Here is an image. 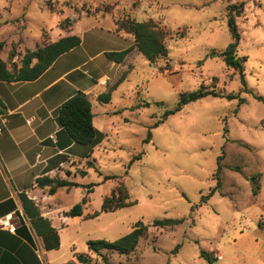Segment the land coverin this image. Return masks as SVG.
I'll return each mask as SVG.
<instances>
[{"label":"rangeland","instance_id":"1","mask_svg":"<svg viewBox=\"0 0 264 264\" xmlns=\"http://www.w3.org/2000/svg\"><path fill=\"white\" fill-rule=\"evenodd\" d=\"M241 2L237 55L247 57L245 87L222 58L207 56L231 41L227 6ZM126 15L152 19L163 30L167 57L151 63L134 53L117 75L109 67L94 71L105 60L100 52L120 50L134 39L114 29L115 20ZM65 18L72 21L69 30L59 27ZM43 33L47 41L69 34L82 40L58 59L50 76L69 70L65 79L80 76L83 88L96 84L93 75L107 74L111 78L107 89L99 87L100 94L123 75L109 103L97 95L91 100L93 125L102 139L79 145L96 152L86 156L91 166L84 179L93 184L87 214L99 211L102 198L120 181L137 202L68 222L60 231L66 252L62 264L69 263L67 240L76 243L74 255L88 253L93 262L101 261L86 242L115 240L138 221L148 225L146 235L128 254L103 251L110 264H208L201 251L217 254L214 264L264 263V0H0V57L9 69L20 66L26 50L42 44ZM200 86L220 96L189 102L151 127L176 105L180 93ZM138 153L141 158L128 166ZM253 176L259 186L255 193ZM77 178L83 180L80 174ZM164 218L182 221L152 225Z\"/></svg>","mask_w":264,"mask_h":264},{"label":"crops","instance_id":"2","mask_svg":"<svg viewBox=\"0 0 264 264\" xmlns=\"http://www.w3.org/2000/svg\"><path fill=\"white\" fill-rule=\"evenodd\" d=\"M117 35L126 40L122 34ZM126 41L127 46L122 49L134 43V39ZM105 52L99 54L105 55ZM134 53L140 52L132 49L121 63L113 62L105 55V60L97 62L93 70L109 67L113 75H117V69L124 67ZM61 56L35 80L0 81V98L4 104L0 111V218L15 214L19 219L14 233L0 227V264H62L60 259L66 252L62 250L61 228H66L68 222L85 219L83 216L90 212L91 196L86 187L88 181L84 178L89 176L87 169L91 163L86 156L90 157L96 152H90V149L76 143L62 147L66 137L58 134L61 129L56 121V110L77 91H83L91 102L95 95H99L100 86L107 89V79L111 77L91 74L96 84L82 88L80 76L75 77L74 81L65 79L69 70L50 76V71ZM58 81H65V84L60 86ZM77 174L82 175L83 180L78 179ZM41 176L67 179L79 185L60 187L49 194L48 187L40 188L35 183V179ZM22 192L34 201L41 215L56 229L58 247H53L54 238L38 235L33 228L19 198ZM70 195L73 196L71 201L63 204V200ZM85 196L88 201L83 205L81 216L63 215ZM67 241L68 262L77 263L74 255L76 243L74 240ZM214 256L218 258L217 254Z\"/></svg>","mask_w":264,"mask_h":264},{"label":"trees","instance_id":"3","mask_svg":"<svg viewBox=\"0 0 264 264\" xmlns=\"http://www.w3.org/2000/svg\"><path fill=\"white\" fill-rule=\"evenodd\" d=\"M243 3L230 4L227 6L226 17L227 26L229 29L231 41L224 50L221 51H210L208 57H220L224 61L227 67L232 68L234 71L239 72L240 80L244 87L246 86L244 78V61L246 56L237 55V46L240 40V33L236 25V17H238L243 11ZM72 25V21L65 18L59 27L64 30H69ZM115 31L116 33L125 32L132 34L134 37V43L132 46L122 50H114L105 52L106 57L116 63H121L127 54L136 48L149 62L153 63L158 59L165 58L168 55V49L165 44V34L163 30L157 26L152 19L145 21H137L133 17L126 15L115 20ZM42 44L36 45L34 50H26L21 57V64L19 67L14 66L13 69H9L6 62L0 57V81H32L39 78L54 61L61 55L67 53L73 48L77 47L81 43L80 36L76 34H69L61 36L55 41H47L46 34L43 33ZM2 44L0 43V52ZM15 53L12 50L11 56ZM123 79V75L120 76L119 80L113 84L106 92L100 93L97 98L100 102L108 103L111 99V91L116 88L117 83H120ZM207 96H220V94L214 89H208L200 86L197 90L190 92H182L179 94V99L176 105L165 110L160 120L155 122L151 127L157 126L161 123L168 115L174 114L182 109V107L189 102L207 97ZM235 94H228L227 98H235ZM258 99H262L261 96H256ZM242 102L240 99L239 103ZM161 102H158L160 104ZM4 108V104L0 98V111ZM93 113L91 102L87 95L83 91H77L68 99H66L56 110V121L60 126L58 134H62L66 137V141L62 147H67L70 143H76L80 145H94L101 139V133L93 125ZM150 131L148 132L145 141L150 140ZM91 149V148H89ZM92 150V149H91ZM90 150V152H91ZM141 158V153L133 156L129 162L130 166L135 160ZM219 169V168H218ZM219 172V170L217 171ZM116 178V176H104V179ZM254 182L253 192L258 191V184L256 177H251ZM219 181V179H218ZM35 183L40 188L48 187V193L53 194L57 188L60 187H72L78 186L79 184L67 179H60L56 177L41 176L35 179ZM219 183V182H218ZM87 190L90 192L93 184L86 185ZM208 197V196H207ZM20 201L23 206V210L27 218L30 220L33 228L38 235L50 236L54 238V246L58 247L59 237L57 231L51 226L50 221L44 218L37 205L32 199H30L25 192L19 194ZM88 201V197L85 196L80 202L74 204L69 210L64 211V216H81L83 214V205ZM136 200H130L128 189L123 181H120L115 186L109 195L102 198L99 211H94L84 216L85 219L93 218L99 215L100 212H110L117 209L125 208L136 204ZM182 219H156L152 225L161 227L167 225H174L181 222ZM264 227V223L260 224ZM17 228V227H16ZM148 230V225L142 221H138L133 226L132 230L127 234L109 241L105 239H94L86 242L89 253H93L96 256L101 257V261H95L91 259L88 253H77L75 255L78 264H110L106 252L116 251L119 253H130L135 250L141 237L145 236ZM200 255L203 256L208 264H214L213 261L216 259L214 254H208L205 251H201ZM74 261H70L66 264H77ZM260 264V263H255Z\"/></svg>","mask_w":264,"mask_h":264},{"label":"built area","instance_id":"4","mask_svg":"<svg viewBox=\"0 0 264 264\" xmlns=\"http://www.w3.org/2000/svg\"><path fill=\"white\" fill-rule=\"evenodd\" d=\"M19 224V219L15 214H9L0 218V227L6 229L10 233H14Z\"/></svg>","mask_w":264,"mask_h":264}]
</instances>
